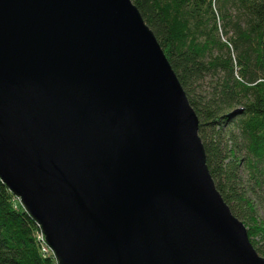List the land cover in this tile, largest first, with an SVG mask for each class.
Returning a JSON list of instances; mask_svg holds the SVG:
<instances>
[{
	"label": "water",
	"instance_id": "water-1",
	"mask_svg": "<svg viewBox=\"0 0 264 264\" xmlns=\"http://www.w3.org/2000/svg\"><path fill=\"white\" fill-rule=\"evenodd\" d=\"M0 177L58 264H264L132 0H0Z\"/></svg>",
	"mask_w": 264,
	"mask_h": 264
},
{
	"label": "trees",
	"instance_id": "trees-1",
	"mask_svg": "<svg viewBox=\"0 0 264 264\" xmlns=\"http://www.w3.org/2000/svg\"><path fill=\"white\" fill-rule=\"evenodd\" d=\"M132 2L198 115L218 191L264 257V0ZM42 233L0 177V264H58Z\"/></svg>",
	"mask_w": 264,
	"mask_h": 264
},
{
	"label": "built area",
	"instance_id": "built-area-1",
	"mask_svg": "<svg viewBox=\"0 0 264 264\" xmlns=\"http://www.w3.org/2000/svg\"><path fill=\"white\" fill-rule=\"evenodd\" d=\"M43 236H44V235H43ZM43 236H42V238H43V239H44V241L46 242V239H45V237H43ZM47 245H48V244H47ZM48 246H49V245H48ZM49 249H50V247H49Z\"/></svg>",
	"mask_w": 264,
	"mask_h": 264
},
{
	"label": "rangeland",
	"instance_id": "rangeland-1",
	"mask_svg": "<svg viewBox=\"0 0 264 264\" xmlns=\"http://www.w3.org/2000/svg\"><path fill=\"white\" fill-rule=\"evenodd\" d=\"M262 216V215H261ZM245 224V223H244ZM246 227H248V226H246ZM42 229V228H41ZM43 232V231H42ZM44 236L43 237H45V234L44 233H42ZM52 250V249H51ZM54 253V252H53ZM55 254V253H54Z\"/></svg>",
	"mask_w": 264,
	"mask_h": 264
}]
</instances>
